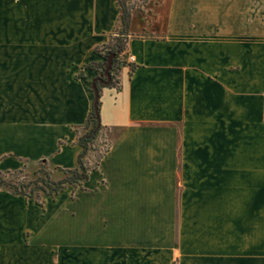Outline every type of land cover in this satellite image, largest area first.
<instances>
[{
  "label": "crops",
  "instance_id": "0c3cea01",
  "mask_svg": "<svg viewBox=\"0 0 264 264\" xmlns=\"http://www.w3.org/2000/svg\"><path fill=\"white\" fill-rule=\"evenodd\" d=\"M119 18L115 0H0L1 172L78 166L83 67ZM129 32L109 151L43 208L0 191V264H264V0H149Z\"/></svg>",
  "mask_w": 264,
  "mask_h": 264
},
{
  "label": "trees",
  "instance_id": "16d2710c",
  "mask_svg": "<svg viewBox=\"0 0 264 264\" xmlns=\"http://www.w3.org/2000/svg\"><path fill=\"white\" fill-rule=\"evenodd\" d=\"M115 2L120 11L116 32L111 36L108 44L95 49V53L101 60L83 67V70H96L98 75L90 82L89 89L93 97L92 111L85 124L77 129V144L82 149L78 157V166L75 169L58 168L44 159L26 163L22 169L17 171H0V191H4L8 195L22 197L26 201L35 200L36 204L43 208L47 200L55 201L68 187H72L73 196L76 189L82 188L90 174L99 168L102 159L110 149V142L108 147L100 152L94 166H88L87 161L99 136L103 132L109 134L108 128L103 125L101 119L102 94L106 89L121 91L122 84L119 75L122 67L127 65L124 57L130 39L132 13L134 10L146 6L149 0H140L139 3L137 0H115ZM111 57L113 59L109 67ZM77 78L83 79V72ZM30 166H38L34 173V179H30L26 172Z\"/></svg>",
  "mask_w": 264,
  "mask_h": 264
},
{
  "label": "rangeland",
  "instance_id": "374dc122",
  "mask_svg": "<svg viewBox=\"0 0 264 264\" xmlns=\"http://www.w3.org/2000/svg\"><path fill=\"white\" fill-rule=\"evenodd\" d=\"M135 1V0H133ZM138 3L140 2V0H137ZM109 134L103 132L98 140L96 141V143H94L93 145V150L90 151V155H89V159L87 161L88 166H94V164L96 163V160L100 154V152H102L105 148L108 147L109 145ZM38 166H30L26 172L28 173V177L30 179H34L35 175L34 173L37 171ZM38 176H40V174H38ZM60 204L63 207H66L67 211L69 212H73V203L70 202L69 200V194L66 193L64 195L61 196L60 198ZM68 207V208H67ZM50 220L51 222L54 220V218L58 217L59 215L61 216V218H63V216H65V218L67 220H63L64 223L62 225V227L67 228L68 230L73 231V227H74V214H56L58 213V207H50Z\"/></svg>",
  "mask_w": 264,
  "mask_h": 264
},
{
  "label": "water",
  "instance_id": "95a60500",
  "mask_svg": "<svg viewBox=\"0 0 264 264\" xmlns=\"http://www.w3.org/2000/svg\"><path fill=\"white\" fill-rule=\"evenodd\" d=\"M112 59H113V57H111L110 60H109V67L111 66ZM109 67H108V70H109Z\"/></svg>",
  "mask_w": 264,
  "mask_h": 264
},
{
  "label": "built area",
  "instance_id": "2783aa9c",
  "mask_svg": "<svg viewBox=\"0 0 264 264\" xmlns=\"http://www.w3.org/2000/svg\"><path fill=\"white\" fill-rule=\"evenodd\" d=\"M130 61H133V58L132 57L130 58Z\"/></svg>",
  "mask_w": 264,
  "mask_h": 264
}]
</instances>
